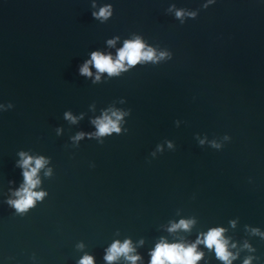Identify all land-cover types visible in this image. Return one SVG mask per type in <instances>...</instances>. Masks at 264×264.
Wrapping results in <instances>:
<instances>
[{
	"label": "water",
	"instance_id": "water-1",
	"mask_svg": "<svg viewBox=\"0 0 264 264\" xmlns=\"http://www.w3.org/2000/svg\"><path fill=\"white\" fill-rule=\"evenodd\" d=\"M93 3L112 18L93 19ZM135 35L169 55L95 83L79 74ZM0 105V264H106L125 239L146 262L161 237L216 226L257 249L234 264H264V239L246 230L264 231V0H0ZM109 109L126 113L121 133L73 139ZM20 152L50 161L47 195L22 215L6 203ZM190 218V233L167 231Z\"/></svg>",
	"mask_w": 264,
	"mask_h": 264
},
{
	"label": "clouds",
	"instance_id": "clouds-1",
	"mask_svg": "<svg viewBox=\"0 0 264 264\" xmlns=\"http://www.w3.org/2000/svg\"><path fill=\"white\" fill-rule=\"evenodd\" d=\"M214 0H210V3ZM92 7L95 10L91 13L93 19L99 20L101 23L107 22L114 14L113 6L110 4L99 6L93 3ZM207 7V5H206ZM185 15L191 18L195 17V13H185L183 10H176L175 16L182 19ZM119 37L107 41L109 47L115 48ZM169 54L166 52H158L150 46L141 36L135 35L131 39H125L123 46L116 49L115 54L105 53L101 51H94L90 53V59L86 60L79 67V74L84 77H93L94 83L101 80V74L106 73L109 77H118L122 73L128 72L138 65H143L148 62L157 63L166 58ZM96 69L94 74L91 68ZM3 106L0 105V109ZM126 113L115 109H109L102 113V115L92 123L95 125V133H78L73 139L79 141L86 136L91 138L105 137L113 133H121V121ZM65 118L72 123H77L78 119L71 113H66ZM201 144L204 141H200ZM219 147V145H213ZM169 147H172L169 144ZM20 160L17 162V167L22 169L23 183L20 187L12 192L14 198L8 199L6 203L13 208L17 214H26L34 207L37 202L43 201L47 195L44 191H36L41 185L40 172L46 169L50 163L49 159L44 156H32L26 152L19 153ZM51 175V169L48 168L44 173ZM197 221L194 218L180 219L179 222H172L167 228L170 234L178 232L190 233L195 227ZM234 229L237 226V221L230 222ZM246 230L253 236H259L264 239V231L259 228H252L246 226ZM144 241L139 242L142 246ZM79 247H83L80 245ZM137 245L131 239L123 241H113L105 250L103 260L106 264H201L205 262L208 264L209 256H214L215 260L220 264H234L240 260L241 252L246 250L248 253H256L257 249L248 241L244 240L240 245L234 242L232 237L228 235V228L223 226L210 227L207 231L198 233L194 241L188 240L186 237L178 236L170 241L166 237H161L159 241L151 248L148 253V259L145 262L144 255L137 251ZM259 257L256 255H247L242 261V264H253L258 261ZM77 264H96V259L93 255L85 254L77 262Z\"/></svg>",
	"mask_w": 264,
	"mask_h": 264
}]
</instances>
